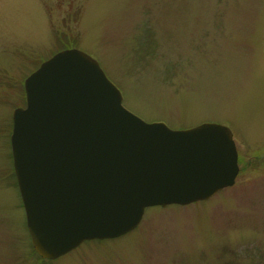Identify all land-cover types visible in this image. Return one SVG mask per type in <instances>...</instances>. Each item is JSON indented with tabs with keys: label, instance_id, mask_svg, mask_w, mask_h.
I'll return each instance as SVG.
<instances>
[{
	"label": "rangeland",
	"instance_id": "374dc122",
	"mask_svg": "<svg viewBox=\"0 0 264 264\" xmlns=\"http://www.w3.org/2000/svg\"><path fill=\"white\" fill-rule=\"evenodd\" d=\"M63 48L95 59L146 122L226 125L234 185L150 206L131 231L43 260L13 174L11 113L24 78ZM0 264H264V0H0Z\"/></svg>",
	"mask_w": 264,
	"mask_h": 264
},
{
	"label": "water",
	"instance_id": "95a60500",
	"mask_svg": "<svg viewBox=\"0 0 264 264\" xmlns=\"http://www.w3.org/2000/svg\"><path fill=\"white\" fill-rule=\"evenodd\" d=\"M10 147L31 244L55 259L134 228L144 208L205 200L238 173L232 133L147 123L87 53L63 49L23 81Z\"/></svg>",
	"mask_w": 264,
	"mask_h": 264
}]
</instances>
